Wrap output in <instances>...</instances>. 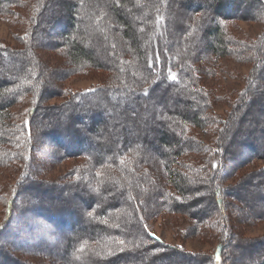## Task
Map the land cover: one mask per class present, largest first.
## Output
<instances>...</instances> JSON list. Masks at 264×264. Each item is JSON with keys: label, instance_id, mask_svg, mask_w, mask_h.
<instances>
[{"label": "trees", "instance_id": "1", "mask_svg": "<svg viewBox=\"0 0 264 264\" xmlns=\"http://www.w3.org/2000/svg\"><path fill=\"white\" fill-rule=\"evenodd\" d=\"M177 1L179 0H35L36 24L41 22L43 26L31 31L23 42V49L0 45V164L4 162L12 165L17 161H26V168L21 175L26 183L22 186L20 195L30 196L26 199L30 200V206L19 207V210L45 220L51 230H57L61 235L71 230L70 236L63 243L66 252L63 255L56 253L67 264L139 262L141 252L145 254L144 251H148L149 246H155L157 252L166 249L165 247H172L181 254L178 259L181 262V258L186 255L182 254L185 248L178 245L170 247L156 232L146 230L148 213L164 211L168 218H172L173 214H185L191 221L188 220L189 226L185 234L188 236L190 229L189 231L193 230L194 234L203 238L208 237L214 227L212 218L208 217L211 210L219 213L215 226L217 225L216 228L220 229L222 235L217 240L219 244L216 252L207 264H264V236H243L239 239V234L245 233L248 226L264 220V165L242 176L235 184L225 183L223 180L224 177L229 179L241 176L239 173L243 166L256 159H264V38L256 48L245 45L246 51L251 47L256 52V57L252 59L255 61L253 76L234 105L236 111L244 108L242 115L235 120L229 118L227 123L216 115L207 113L215 97L211 95V89L201 83V75L195 69L193 61H198L199 56L208 52L219 56L235 53L229 47L237 45L238 41L229 35V26L225 20L237 16L238 8L234 6V0L228 6L223 4V0H183L184 8L190 11L188 15L193 17L197 13L199 16L193 17L194 23L187 25L188 30L185 32L184 29L178 30L176 9L173 5L168 8L169 2ZM263 1L260 0L258 4L264 15ZM27 2L28 0H0V16L15 15L16 8L26 6ZM55 5L58 11L65 13L64 19L48 15V10ZM83 6L91 7V13H81ZM87 18L93 20L90 27L93 33L86 30ZM159 19L164 22L167 38L161 53L159 46L153 45L156 40L150 41L149 45L144 40L149 27H154ZM44 20L54 21L64 28L57 36L56 47L65 49L77 66L107 73L118 72L122 77L118 85L106 83L79 94H68L66 103L69 109H66L63 116L49 121H42L44 112L48 109L43 103L49 97L47 87L43 85L48 71L47 62L34 58L36 54L30 52L34 46H41V42L49 37L48 31L44 30ZM140 22L142 24L137 25ZM51 25L55 28L53 23ZM117 31L121 39L125 40V45L136 53V57L130 59L120 54L124 49L120 50V46L118 48L115 36ZM93 34H100V41L105 44L104 57L114 61L112 67H105L97 58L95 46L99 43V38H95L93 42ZM186 34L193 40L191 49L181 37ZM151 35L153 38L154 32ZM85 38L87 41H83ZM201 43L205 44L204 49L195 50L197 44ZM24 48H29V51ZM154 51L161 55L166 67L159 75L152 62ZM239 57L249 60L250 56H245L242 51ZM167 67L170 68V74ZM173 76L176 78L172 79ZM167 89L173 93L171 99L163 97ZM133 91L147 101L145 116L149 118V124L135 135L133 130L136 126L131 121L127 122L129 118L126 116L117 122L121 123L119 128L126 135H116L105 141L97 139L95 136L104 131L108 134L105 124L110 122L105 120L108 110L105 112L103 107L102 110L98 108L95 111L92 106L97 105L100 97L108 98L119 94L125 97ZM31 94L38 105L31 108L27 119L17 130L18 133L13 134L4 123L6 111ZM96 98L94 105H91L90 101ZM132 103H125V109H130ZM37 112L39 120L35 116ZM72 116L73 119H78L77 123L70 124ZM168 123L172 132L168 129ZM211 125L217 131L213 147L201 141L191 129H203ZM155 128L160 129L156 148L151 146L154 139L151 131ZM92 130L94 135L90 133ZM22 133L23 137H19ZM15 134L19 137L16 141L13 139ZM45 136L62 148L61 152L56 148L53 150V159L56 161L76 156L88 159L86 168L78 171L76 178L66 182L68 188L75 189L74 193L81 200L85 211L77 208L79 206L71 199L65 201V204L59 203V199L67 196L68 192L48 198L43 190H48L49 185L36 181L34 175L40 165L38 159L34 160V154H38L43 148ZM11 141L13 145L17 142V146L7 144ZM147 149H156L155 156L160 158L161 167L167 172L170 184V187L157 190L160 195L156 194L152 202L147 194L148 191L155 194L154 182L146 184L147 178L145 180L144 175L139 177L138 174L137 180H132L130 176L135 173L133 171L137 169V164L149 159L143 155ZM213 149L215 152H212ZM211 152L210 156L207 155ZM192 153L199 157L193 160L191 166H187L188 172L184 174L179 170V164L182 165L180 159ZM209 160L212 161L208 166ZM206 168L211 169V173L204 172ZM96 169H100L101 174H89ZM87 172L92 176L87 178ZM200 179L209 183L212 192L205 194L204 191L201 194L200 182L197 181ZM40 184L43 189L39 187ZM189 184L195 185L192 196L186 192ZM136 193H141L140 200ZM159 196L162 199H158ZM202 198L207 200L205 204L196 202ZM14 211L15 209L11 211L10 216L17 222L22 215L17 216ZM40 221H26L25 224L37 226ZM19 223L23 224L22 220ZM13 232L14 230L3 228L0 235L5 239L12 235L16 237L18 234ZM41 233H45V230ZM8 247L21 252L28 251L29 242H20L19 245L0 243V264H26L19 262ZM38 250L39 248L34 253L41 254ZM235 250L241 251L240 261L237 260ZM149 260L151 261L147 264H162L159 261L155 263L152 258Z\"/></svg>", "mask_w": 264, "mask_h": 264}, {"label": "rangeland", "instance_id": "2", "mask_svg": "<svg viewBox=\"0 0 264 264\" xmlns=\"http://www.w3.org/2000/svg\"><path fill=\"white\" fill-rule=\"evenodd\" d=\"M182 1L183 0L172 3L169 2L168 8L173 5V8L176 9L174 11L176 12L175 19L178 22V30L182 31L184 29L183 31L187 32V25L193 22V17L198 18L199 16L197 15V13H195V16L190 17L188 15L190 11L184 8V3H182ZM230 1L233 0H223V4L227 5L230 3ZM258 2H260V0H234V6L238 8V11H236L237 16L225 21L229 26V35L235 41H238L237 45H231L229 47L230 51L234 50L235 53L227 54L225 56H219L218 54H212L211 52H208L207 54H202L201 56H199L198 61H193V65L196 66L195 69L201 75V83L205 84L206 87L211 89V95L215 97H213L215 100H212L213 103L211 107L207 109V113L211 116L216 115L217 117L227 121V123L229 121V118L230 120H235L242 115L244 108L241 107L240 110L236 111L234 110V105L236 102H238L239 95L250 83V78L253 76L252 73L254 71L253 68L255 65V61H252V59L255 56L254 53L256 52H254L251 47L250 49L248 48V51H246L245 45H251L256 48L257 44L260 43L264 38V15L263 13H261L263 9L259 6ZM26 4L27 5H24V7H17L15 15L0 16V45L10 48L14 47L23 49V42H25L26 37L31 33V31L34 30V28H41L43 26L41 25V22L36 24L37 14L35 10L37 9V4L35 0H28ZM56 5L48 10V15L51 17L59 16L64 19L65 13L58 11ZM90 11H92L91 7L83 6L81 13L87 14L91 13ZM233 13L235 12L233 11ZM160 19L154 27H149L144 40L148 41V45L150 41L153 42L156 40L153 45L154 47L158 45L161 53V51L164 49V44L167 38L165 35L166 33L164 29V22L160 21ZM87 20L88 21L85 22L86 30L93 33V31H91L90 29L91 25H93V20H91V18H87ZM43 22L46 23L44 30L48 31L49 37L41 42V46L38 44L34 46L32 48L33 50H30V52L33 51L36 54L34 55L33 53L34 58H39V60H45L47 62L46 67L48 68V71L45 73L43 85L47 87L46 92L49 97L46 98L43 103L44 105L48 106V109L44 112L45 114L42 117V121H49L54 117L63 116L64 113H66V109H69L68 103H66L69 99L68 94H79L84 91L100 87L106 83L118 85V83H120L119 80H121L122 77L121 74H118V72L113 73L111 71L107 73V71H101L88 67L81 68L77 66L73 61V58L69 57V53H67L65 49H59L56 47V40L58 38L57 36L60 32L64 31V28L61 25H57L56 22L54 23V21L50 22L49 20H44ZM51 23H53V26L55 28L52 27ZM141 24L142 23L140 22L137 25ZM52 29H54V32H52ZM117 32H115V36L118 42V48L120 46V50H122V48L124 49L122 53L118 49L120 54L130 59L132 57H136V53L132 52L129 46L125 45V40L121 39V37L119 36L120 33ZM153 32L154 37L152 38L153 35L151 34H153ZM91 37H93V42L95 41V38H99V43L95 46V48L97 49L95 51L97 52V58H99V61L103 63L105 67H112L114 61L106 60L104 57L105 55L103 54V47L105 46V44L100 41V34L98 36L93 34ZM181 37H183L184 39V44L188 47L190 46L191 49L193 40H190L187 34ZM83 41H87V39L85 38L83 39ZM148 45L146 49H148ZM204 45L205 44L202 43L197 44L195 50L198 51L199 49H204ZM24 49L25 51L27 49V51H29V48ZM242 51L244 52L245 56H250L249 60L239 59V54ZM152 54L153 66L158 75L159 73L162 74L166 68L164 61L158 52L155 54L154 51ZM262 64H264V61H262ZM109 68H107V70H109ZM169 69L167 67V72H169L170 74ZM165 92L163 97H168L169 99L173 97V93L171 92V90L167 89ZM116 96H108V98L100 97L99 100H97L96 98L90 101L91 105H94V102H96L97 100V105L95 104V106H92L95 107V111H97L98 108H101L99 110H102L103 107L104 109H106L105 112L108 110V112H106L107 114H105V120H108L107 122H110L109 124H105V129L107 130L108 128V134H105L106 132L104 131L103 133L95 136L100 141H105L106 139H109L111 137L113 138L116 135L118 137L126 135V133H123V130L119 128L121 123L117 124V122H119L126 116H128L129 118L127 122L131 121L136 126V128L133 130V133L135 135L139 134L140 129L142 130L143 128H146V126L150 122L149 118L145 116V108L148 106L146 103L147 101L143 100L140 95L138 96L137 92L133 91L125 97L121 96L120 94ZM129 102H133V105H131L130 109H125V103L128 104ZM36 105L38 104L36 103L35 98L32 94L22 98L18 103H16L6 111L4 122L6 124L5 126L12 130L13 134L14 132L16 133L17 130H19L20 126L23 125V123L27 119V114L30 112L31 108H35ZM35 116L36 119L39 120V118H37L39 117L38 112ZM86 116L88 117V115ZM73 118L74 116H72L70 124H75L78 122V119ZM227 123L225 122V124ZM168 129L169 131H171L170 129H172L170 127V124ZM191 129L194 135L198 136L201 141L205 142L206 144L209 143L212 147L214 146V140L217 139V131H214L212 129V125L203 129L196 127H192ZM159 130L160 129L155 128L151 131L154 138L152 140L153 145L151 144V146L155 148L156 143L158 144ZM90 133L94 135L93 130L90 131ZM19 137H23V133ZM19 137L15 134V137H13V139L16 141V139ZM7 144L11 146H17V142L15 143V145H13L12 141L11 143ZM42 147L43 148L38 154H34V160L38 159L40 168H38L37 173L33 175L37 179V182L49 185V189L45 191L43 190V193H46L48 198H52V196L58 195L59 193L64 194L68 192L67 196L64 197V195H62L64 198L59 199V203L61 202V204H65V201L71 199L75 204H77V206H79L77 208H81V210H84V206L81 200H79L78 196L74 193L75 189H72L71 187L68 188L66 182L69 179L76 178L78 171H83V169L86 168V165L89 163L88 159H86V157L76 156L67 157L65 159L56 161L55 159H53V150L54 148H56L61 152L62 148L59 145L53 143L51 139L46 136L43 137ZM154 150L156 149H147L143 154L145 157L149 158L147 159V162L137 164V169L133 171L135 173L133 175L130 174L132 180L139 179L137 175L140 174L139 177L144 175L143 178L145 180L147 178L146 184H152L154 182V186H152L154 187L155 194H151V192L149 191L148 194L150 195L147 194L148 198H150V202H152V200L156 198V194H159L157 190H159L160 188L170 187L167 179L168 174L161 167L160 158L155 156L156 152ZM212 152H215V149H213ZM212 152L208 153L207 155L210 156ZM197 157H199V155L196 153L181 157L180 163L182 165L180 166L179 164V170H181L184 174L188 172L187 166H191V163H193V160ZM211 161H208V166L210 165ZM25 162L26 161H17L12 165H6V163L4 162L0 164V232L3 228H9L12 231L14 230V232L18 234L16 237L12 235L6 239L3 235H0V243L4 245L9 243L19 245L20 242H29V248H27L29 249L28 251L22 250L21 252V250L19 249L14 250L8 247V249L13 251L11 253H14L17 256L19 262H25L26 264H67L66 262H64V260L59 258L58 254L63 255L66 252L63 243L65 242V239L70 236L71 230L66 232L64 235H61L56 232L57 230H51L48 224L46 225L45 220L36 218L33 214H27V212L22 213V211L19 210V207L30 206V200H26L29 199L30 196H25L24 194L20 195L21 188L26 183L23 182V178H21L22 172L23 170H25L27 165L25 164ZM260 165H264V159H256L254 162L248 163L247 165L243 166L239 173L241 176L229 179L223 176V180L225 181V183L235 184V182L242 176L248 174L249 172L251 173ZM189 170L191 169L189 168ZM94 172H96L97 175L101 174L100 169L91 171L89 172V174H93ZM204 172H207V174H209L211 173V169L206 168ZM89 174L87 172V178L92 176ZM144 179L143 181L145 182ZM197 181L200 182L199 188L201 194L204 191H206L205 194H208L209 191L212 192V187L210 188L208 182L202 179ZM22 182L23 184H21ZM42 184H40L39 186L41 189H43ZM139 184H141V182H139ZM193 186L195 185L189 184L187 186L186 192L191 196L194 194V192H192V189H194ZM136 194L138 195L137 197L140 200L141 196L139 194L141 193ZM158 199H162L161 196H159ZM200 201L203 204L207 202V200L205 201L203 198L200 200H196L197 203H199ZM13 209H15V215H22L20 219L22 220L23 224L19 223L21 222L20 219L19 221L15 222V218H11L10 214ZM143 212L145 213V211ZM148 214L149 218H147L148 221L146 224V230L149 229L156 232L157 235L161 239H163L164 242L170 247L178 245L185 248L183 251L184 253L182 252V254L186 255L181 258L183 260L180 262L178 259H180L179 257L181 254L177 252V250H174L172 247H165L166 249H162L161 251L157 252L155 246H149V249H147L148 251H144L145 254L141 252L142 256L139 257V262H123L121 264H147L149 263V261H151L149 260L151 258L155 261V263L161 262L162 264H207L208 262H210L212 254L216 252V247L219 244L217 240H219L222 235L220 229L216 228L217 225L215 226L219 213H214L213 210L210 211V215L208 217L212 218L211 223H213L214 227L211 226L212 231H210L209 236H205L203 238L197 234H194L192 232L193 230L189 231L190 229L187 232L189 233V235L187 236L185 234L186 228H188L189 226L188 220L189 222H191L185 214H173L172 218H168V214L164 211ZM38 219L41 221L37 226H29L25 224L26 221L34 222L38 221ZM42 230H45V233H41ZM243 236L247 238H258L264 236V220L254 225L248 226L245 230V233L243 232V234H239V239ZM233 244L234 241L231 242V246H233ZM37 248H39L38 253L41 254L34 253ZM57 252L58 254H56ZM240 253L241 251L236 252L238 261H240ZM153 254L154 257L152 256ZM100 264H113V262H102ZM236 264L240 263L237 262Z\"/></svg>", "mask_w": 264, "mask_h": 264}, {"label": "snow or ice", "instance_id": "3", "mask_svg": "<svg viewBox=\"0 0 264 264\" xmlns=\"http://www.w3.org/2000/svg\"><path fill=\"white\" fill-rule=\"evenodd\" d=\"M175 78H176L175 76L172 77V79H175Z\"/></svg>", "mask_w": 264, "mask_h": 264}]
</instances>
